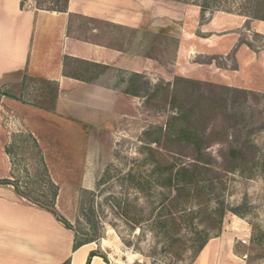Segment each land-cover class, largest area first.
I'll list each match as a JSON object with an SVG mask.
<instances>
[{
  "label": "rangeland",
  "instance_id": "374dc122",
  "mask_svg": "<svg viewBox=\"0 0 264 264\" xmlns=\"http://www.w3.org/2000/svg\"><path fill=\"white\" fill-rule=\"evenodd\" d=\"M28 2L41 9L53 7L51 0ZM255 2L194 0L198 7L204 6L201 23L219 16L225 18L228 27L207 34L211 49L200 43L189 44V48L179 50L178 64H163L161 90L149 98L150 88L144 100L133 99L130 110L98 142L91 140V133L83 129L89 137L88 143L84 142L86 136L79 135L73 123L52 112L48 85L23 77L16 85L2 86L0 180H10L13 187L27 196L28 199L16 196L17 203L40 209L33 201L40 205L52 201L55 214L71 226L72 232L67 231L72 238L74 231L91 234L94 228L99 237L89 243V248L110 264H201V250L210 240L212 248L202 264H264V130H252L264 118V98L260 97L264 96V21L250 18ZM226 38L235 41L234 46L229 50L217 48ZM237 45L241 49L235 59ZM208 60L209 64H200ZM176 76L221 86H246L244 90L255 92L258 98H248L249 113L243 107L235 108L240 103L232 109L227 107L229 114L237 116V124L245 126L238 134L228 127L233 124L226 117L228 113H216L200 126L204 133L212 131L208 134L210 141L202 148L213 160L210 167L215 175L209 177L214 183L202 192L190 194L183 204L185 211L204 206L212 219L221 208L219 230L202 213L192 219L190 226L181 224L171 229L173 242L164 248L151 231L150 223L144 220L150 211L151 217L156 214L161 188L149 183L144 198L136 179L148 177L155 162L159 171L164 170L165 163L176 168H188L192 163L189 147L165 138L166 122L177 115V102H172V79ZM152 80L155 81L154 77L150 80L153 83ZM27 119L32 121L26 122ZM244 140L253 145V160L229 161V169L223 170L219 153L228 146L236 148ZM0 187L13 192L10 185ZM232 206L243 207L240 217L228 213ZM134 220L138 226L133 224ZM202 239L207 241L193 257Z\"/></svg>",
  "mask_w": 264,
  "mask_h": 264
},
{
  "label": "crops",
  "instance_id": "0c3cea01",
  "mask_svg": "<svg viewBox=\"0 0 264 264\" xmlns=\"http://www.w3.org/2000/svg\"><path fill=\"white\" fill-rule=\"evenodd\" d=\"M199 13L194 0H67L63 11L0 0V88L23 77L55 85L52 112L73 123L84 142L87 129L91 140L103 139L133 99H145L147 85L162 81L163 64H178L179 50L189 44L209 50L207 34L228 27L219 16L201 23ZM234 42L223 39L217 48L229 50ZM235 48L236 59L241 48ZM212 243L201 250V264ZM71 245L72 234L49 213L18 204L0 187V264H61L67 258L85 264L90 244L74 251ZM87 264L105 263L92 256Z\"/></svg>",
  "mask_w": 264,
  "mask_h": 264
},
{
  "label": "trees",
  "instance_id": "16d2710c",
  "mask_svg": "<svg viewBox=\"0 0 264 264\" xmlns=\"http://www.w3.org/2000/svg\"><path fill=\"white\" fill-rule=\"evenodd\" d=\"M51 1L53 2V7L50 9H41L39 7L35 8L50 11H63L65 9L67 0ZM255 1L256 2L251 6L255 9H253L254 12H252L250 18L257 21H264V0ZM203 11L204 6H200V17L202 16ZM245 45L250 47L249 44ZM209 62L210 60L201 63L207 64ZM172 80V102H177V104L174 106L177 115L170 118L166 122L165 138L170 143H176L177 145L185 144V146L189 147V150L191 151L190 155L192 163L188 168L183 166L176 168L175 166H173V164L165 163L166 167L164 168V170L159 171V164L155 162L148 177L140 178V176H137L136 179V185L139 189L138 191L141 194L145 195L143 196L144 198H146L147 194L146 185H148L149 183L154 182L161 188L162 192H160V195L162 196V198L160 199V206L158 207L156 214L154 215V217H151L150 211L148 216L144 217V220L150 223L151 231L154 235L158 236V239L161 241V245L164 248H169L170 243L173 242L171 229L173 230L176 226H180L181 224L190 226L192 223V219L196 215H200L202 213L207 218H210V215L206 211V208L204 206L199 205L194 211H185L186 204H183L187 202V198L188 196H190V194L194 195L202 192L205 189V186L212 187L214 183V181L209 177L215 175L210 167L213 160L207 154H205V152H203L202 148L204 144H207V142L210 141L209 135L212 133V131L210 133H204V130L200 129V126L206 123L207 119H212V117L216 113L220 114L223 112L224 114H227V107L229 109H232L235 106H239L236 103H240L241 106L235 108L240 109L243 107L249 113L250 106L247 103L248 98H258V95L255 92L247 91L244 89L232 88L224 85H215L209 82H199L180 76H176ZM44 84L49 86V91L51 92L50 98L52 100L55 93V85L53 86L49 83ZM160 84L162 85V83H159L152 87H148L147 85L146 93L150 88H152V90L149 92L151 94H148L149 98H151V96L154 97L156 91L161 90ZM179 86L180 88H178ZM203 87H207L208 91L202 92L201 88ZM177 94H183L184 96L182 98ZM0 95L3 96L4 94ZM260 97L264 98V96ZM259 114L261 115L260 112ZM226 117L229 121H233V124H230L228 127L232 129V132H234V134H238L244 130V125L239 126V124H237V116L235 115V113H228ZM261 119L262 121L260 126L252 130H264V118L261 117ZM87 131L92 135V131L90 129H87ZM219 156L221 159V167L223 168V170L229 169L227 166V163L229 161L244 162L246 158L249 160H253V145H251L248 140H244L239 146H236V148L228 146L224 152L219 153ZM129 178L132 179L131 176H129ZM9 181L10 180H0V186L10 185L15 196L23 199H28L26 195L19 192L16 187H13L9 183ZM170 193H172V195H170ZM51 195L52 198L55 197L54 188L51 191ZM33 204L49 213L54 218V220L59 223L65 230H72L71 226L64 219L55 214L54 208L52 206V201H50L48 205H40L38 201H33ZM242 209V206H232L227 211L233 216L240 217L243 213ZM121 211V213L125 215L124 211ZM88 212L92 214V211L89 208ZM222 216L223 212L221 208H219V211L216 214V218L213 217L214 220L210 218L212 221H214L217 230H219V224ZM87 223H89L90 225L89 220H87ZM133 224H135L136 226L139 225L137 220H134ZM202 232L203 229L199 230L198 233ZM98 237L99 236L96 235L94 228L91 229V234L84 233L80 235L79 232L74 231L71 250L74 251L82 245L92 243L96 241ZM206 241V239H202L197 244L193 257L202 249ZM92 256H97L105 264H110L104 256L96 253L95 251H90L88 253L85 264L88 263L89 258ZM63 264H68V261L63 262Z\"/></svg>",
  "mask_w": 264,
  "mask_h": 264
},
{
  "label": "bare ground",
  "instance_id": "6f19581e",
  "mask_svg": "<svg viewBox=\"0 0 264 264\" xmlns=\"http://www.w3.org/2000/svg\"><path fill=\"white\" fill-rule=\"evenodd\" d=\"M0 258H2V257H0ZM15 258H16V257H15ZM2 260H3V258H2ZM5 261L7 262V260H5ZM5 261H4V262H5ZM5 264H7V263H5Z\"/></svg>",
  "mask_w": 264,
  "mask_h": 264
}]
</instances>
